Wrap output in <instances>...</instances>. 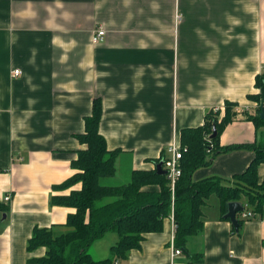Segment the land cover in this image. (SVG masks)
Segmentation results:
<instances>
[{
  "label": "crops",
  "instance_id": "obj_1",
  "mask_svg": "<svg viewBox=\"0 0 264 264\" xmlns=\"http://www.w3.org/2000/svg\"><path fill=\"white\" fill-rule=\"evenodd\" d=\"M98 29L105 36L94 44ZM263 69L264 0H0V204L8 207L0 212V264L42 257L44 248L26 250L34 228L62 225L73 212L50 199L80 188L54 187L75 173L71 162L85 146L74 137L94 99L102 104L99 133L108 150L120 151L116 175L129 178L153 169L208 110L225 102L254 110L248 95ZM255 141L264 144V128L242 120L219 137L220 146ZM252 158L220 155L193 179L231 181ZM243 219L235 230L211 195L185 253H173L170 217L117 263L264 264V217ZM101 240L92 246L106 251L94 260L107 258L116 242Z\"/></svg>",
  "mask_w": 264,
  "mask_h": 264
},
{
  "label": "trees",
  "instance_id": "obj_2",
  "mask_svg": "<svg viewBox=\"0 0 264 264\" xmlns=\"http://www.w3.org/2000/svg\"><path fill=\"white\" fill-rule=\"evenodd\" d=\"M254 88L256 92L248 95V100L255 103L254 110L247 111L235 103L225 102L222 109L208 110L201 126L180 131L182 154L178 169L181 175L173 188L166 175L156 172V165L164 161L163 156L152 161L153 169L133 170L125 184L104 183L116 175L120 151L107 149L99 133L102 104L100 99H94L91 113L84 119V131L74 137L85 146L71 162L75 173L54 187L58 192L78 184L80 188L50 199V205L70 208L73 212L68 214L62 225L34 228L26 250L32 252L44 248L45 253L40 258L30 259V263L114 264L125 259L132 250H138L145 235L159 233L164 220L170 217L174 224L173 246L185 253L189 239L202 231V208L211 195L219 199L222 220H227L224 216L231 202H238L243 207V211L236 214L238 227L244 220L241 214L245 212L252 214L246 219H262L264 180L258 178V166L264 163V144L257 141L229 146L219 144L221 133L232 122L248 121L256 130L264 128V120L259 117L261 105L264 108V69L256 76ZM213 129L216 136L211 138ZM236 151L251 152L253 158L246 169L234 175L231 181L214 176L197 181L193 179L197 170L209 167L218 156ZM7 211L8 207L0 204V212ZM108 233L116 235V242L109 248V256L94 260L88 249ZM191 260L200 262L197 258Z\"/></svg>",
  "mask_w": 264,
  "mask_h": 264
},
{
  "label": "built area",
  "instance_id": "obj_3",
  "mask_svg": "<svg viewBox=\"0 0 264 264\" xmlns=\"http://www.w3.org/2000/svg\"><path fill=\"white\" fill-rule=\"evenodd\" d=\"M105 36V31L103 29H98L92 34V43L94 44H99L103 41ZM21 72L19 70H15L13 72V76H18L20 75ZM181 148L179 147V144L177 143H171L165 153L164 161H163V170L166 171V176L170 182L171 187L175 185L176 180L179 178L181 175L180 169H178V162L181 159ZM4 200L10 201V197L6 196ZM242 218H250L252 217V214L250 212H246L241 214ZM174 255H178L181 253L180 250L174 249ZM117 264V263H114Z\"/></svg>",
  "mask_w": 264,
  "mask_h": 264
},
{
  "label": "water",
  "instance_id": "obj_4",
  "mask_svg": "<svg viewBox=\"0 0 264 264\" xmlns=\"http://www.w3.org/2000/svg\"><path fill=\"white\" fill-rule=\"evenodd\" d=\"M259 117H260L261 120H264V108H263L262 105L260 107ZM215 136H216V130L213 129L211 138H214ZM162 165H163L162 161H160L156 165V172L159 175H166V171L162 169ZM242 211H243V207L238 202H231L227 206V213L224 216V218L230 221V223L232 224V226H233V228L235 230L238 229V223H237V219H236V214L239 213V212H242Z\"/></svg>",
  "mask_w": 264,
  "mask_h": 264
},
{
  "label": "rangeland",
  "instance_id": "obj_5",
  "mask_svg": "<svg viewBox=\"0 0 264 264\" xmlns=\"http://www.w3.org/2000/svg\"><path fill=\"white\" fill-rule=\"evenodd\" d=\"M129 181V178L128 177H125L124 174H117L115 175L114 177L112 178H108L107 181H105L104 183L105 184H110V185H121V184H125ZM70 189H65L63 191H69ZM56 231H59L58 228H55ZM112 237H115L116 238V235L113 234V233H108L106 234V236L103 238V240H101V245H105L106 243H108L110 241V239H112ZM94 247V248H93ZM106 248V247H105ZM106 250H102V248L98 251V246H92L88 249V253L90 255H92V257L94 259H97V258H101L102 256V253H104Z\"/></svg>",
  "mask_w": 264,
  "mask_h": 264
}]
</instances>
